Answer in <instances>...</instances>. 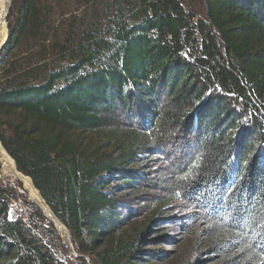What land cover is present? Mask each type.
Listing matches in <instances>:
<instances>
[{
  "label": "trees",
  "instance_id": "obj_1",
  "mask_svg": "<svg viewBox=\"0 0 264 264\" xmlns=\"http://www.w3.org/2000/svg\"><path fill=\"white\" fill-rule=\"evenodd\" d=\"M73 1L11 0L0 146L75 254L36 205L8 218L0 183V264H139L178 200L203 211L223 264H264V0ZM154 189L133 227L132 198Z\"/></svg>",
  "mask_w": 264,
  "mask_h": 264
},
{
  "label": "rangeland",
  "instance_id": "obj_2",
  "mask_svg": "<svg viewBox=\"0 0 264 264\" xmlns=\"http://www.w3.org/2000/svg\"><path fill=\"white\" fill-rule=\"evenodd\" d=\"M101 3L102 2H99V4H95L94 8L91 7L92 10L88 14V17H86L87 23L89 25L91 24L92 27L103 26L102 11L100 10ZM10 5L11 0H9L8 9L4 18L5 26L7 25V16L9 13ZM61 7L68 11L75 9L77 6L73 0H62ZM67 27L68 24L63 22L61 26V32L66 31ZM7 31L8 27L6 26V37ZM3 48L4 46L0 48V54H2ZM157 165L159 164H155L154 167H156ZM13 174L14 175H12L9 171L5 169L4 161L0 158V183L9 187L11 191H15L14 193L16 196V198L11 201V208L9 211L10 216L13 218L21 215L26 217L23 211L29 212V208L32 205H36L39 208L42 207L46 212H48L46 205L40 200L39 202L37 200L38 198H36L37 196H34L31 189L32 187L30 186V179L28 178L29 182H24L19 179V177L14 171ZM23 185L25 186V190L23 188ZM28 191L32 192L33 197L36 198L35 201L31 198ZM158 192L159 190L157 189H154L149 193L143 192L142 196L145 197V199H142L141 203L140 197L142 196H139L138 198H132L131 206L134 210L138 209V212L135 214L133 213L131 216L132 218L128 221L130 222V224H133V227L135 225L148 222L153 218V216L155 215L153 213V210L146 211V209H148V207H152V204L154 203V198L156 195H158ZM42 208L41 211L43 213ZM163 212H167V224H163L161 226L153 225L149 233L147 234V240L144 241L141 245V248L144 251L147 252L152 250L155 253L152 254L150 258L147 257L145 258V260H138L139 264H174L181 259H184V261L182 260V264L224 263L225 259L218 258L217 254H215L212 250H208V247L210 245V226L209 222L202 213V210H199L196 206L186 205L183 201L178 200L170 203L169 206L163 209ZM44 214L45 212L43 213V215ZM56 225H59V223H56ZM55 227H57V229L59 230V234L62 240L67 243V245L71 248V253L75 254V251L70 245L71 241L69 231L67 230L68 236L63 237L61 235V231L65 230L64 227H61L60 225V228L58 226ZM67 232L65 234H67ZM194 237L199 238L200 241L203 242L201 246L202 251L191 252L189 254V244H191V239H193ZM200 241H198V243H201ZM187 250L188 252L185 256V252Z\"/></svg>",
  "mask_w": 264,
  "mask_h": 264
},
{
  "label": "bare ground",
  "instance_id": "obj_3",
  "mask_svg": "<svg viewBox=\"0 0 264 264\" xmlns=\"http://www.w3.org/2000/svg\"><path fill=\"white\" fill-rule=\"evenodd\" d=\"M8 5H9V0H0V48L2 46H4L5 42H6V26H5V21H4V18H5V15H6V12H7V9H8ZM0 150L1 152L6 155V157L8 158L9 160V164L11 165L13 171L17 174V176L19 177L20 180L24 181V182H27L28 181V177L26 178V176L24 177V175H22L21 173H19L16 169V166L13 162V160L6 154V152L4 151V149L1 148L0 146ZM30 181V180H29ZM28 181V182H29ZM30 186H31V182H30ZM32 187V186H31ZM32 189V188H31ZM32 192L34 194V196L36 197V194L35 192L33 191L32 189ZM37 198V197H36ZM39 201V199H37ZM40 202V201H39ZM46 204V203H45ZM42 208V207H41ZM46 208H48V206L46 205ZM43 212H45V214L47 216H49L51 219L53 218L55 220V223H59V225L61 224L58 220H56L52 214V211L48 208V212H46L44 210V208H42ZM10 213V212H9ZM21 217L23 218H26L28 217V215L26 217L22 216ZM8 218H12L10 215L8 216ZM62 225V224H61ZM63 226V225H62ZM63 230V229H62ZM62 233H66L65 230L61 231ZM66 235V234H65Z\"/></svg>",
  "mask_w": 264,
  "mask_h": 264
},
{
  "label": "water",
  "instance_id": "obj_4",
  "mask_svg": "<svg viewBox=\"0 0 264 264\" xmlns=\"http://www.w3.org/2000/svg\"><path fill=\"white\" fill-rule=\"evenodd\" d=\"M52 214H53V213H52ZM44 215H45V214H44ZM45 216L48 217V218L54 223L55 226H57L56 223H55V220H54L53 218L51 219L49 216H47V215H45ZM53 216H54V218H55L56 220H58L54 214H53ZM58 221H59V220H58ZM60 223H61V222H60ZM61 224H62V223H61ZM62 225H63V224H62ZM63 226H64V225H63ZM64 227H65V226H64ZM69 243H70V242H69ZM70 245H71V247H72V244H71V243H70Z\"/></svg>",
  "mask_w": 264,
  "mask_h": 264
},
{
  "label": "snow or ice",
  "instance_id": "obj_5",
  "mask_svg": "<svg viewBox=\"0 0 264 264\" xmlns=\"http://www.w3.org/2000/svg\"><path fill=\"white\" fill-rule=\"evenodd\" d=\"M233 227L239 229L240 225L239 224H233Z\"/></svg>",
  "mask_w": 264,
  "mask_h": 264
},
{
  "label": "built area",
  "instance_id": "obj_6",
  "mask_svg": "<svg viewBox=\"0 0 264 264\" xmlns=\"http://www.w3.org/2000/svg\"><path fill=\"white\" fill-rule=\"evenodd\" d=\"M23 212H24L25 216H27V215H28L27 211H23Z\"/></svg>",
  "mask_w": 264,
  "mask_h": 264
}]
</instances>
